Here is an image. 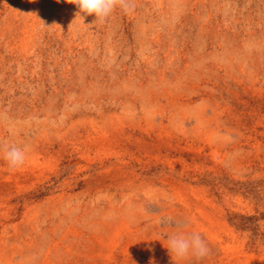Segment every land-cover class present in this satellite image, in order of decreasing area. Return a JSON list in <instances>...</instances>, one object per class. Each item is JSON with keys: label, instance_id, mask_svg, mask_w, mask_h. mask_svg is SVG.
Returning <instances> with one entry per match:
<instances>
[{"label": "rangeland", "instance_id": "obj_1", "mask_svg": "<svg viewBox=\"0 0 264 264\" xmlns=\"http://www.w3.org/2000/svg\"><path fill=\"white\" fill-rule=\"evenodd\" d=\"M130 2L0 0V264H264V0Z\"/></svg>", "mask_w": 264, "mask_h": 264}, {"label": "clouds", "instance_id": "obj_2", "mask_svg": "<svg viewBox=\"0 0 264 264\" xmlns=\"http://www.w3.org/2000/svg\"><path fill=\"white\" fill-rule=\"evenodd\" d=\"M68 3L74 4L79 9L76 15L95 14L96 19L102 22L111 15L117 5L121 6L126 13L133 11L130 0H68ZM81 19L83 20L84 16L81 15ZM4 158L11 169H19L25 164L26 152L24 149L11 146L5 151ZM166 248L171 257L175 256L178 259H184L189 255L203 259L210 254L207 242L198 232L187 235L174 234L169 237Z\"/></svg>", "mask_w": 264, "mask_h": 264}]
</instances>
